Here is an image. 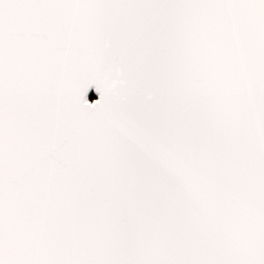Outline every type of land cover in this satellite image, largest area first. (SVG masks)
<instances>
[{"label": "snow or ice", "instance_id": "snow-or-ice-1", "mask_svg": "<svg viewBox=\"0 0 264 264\" xmlns=\"http://www.w3.org/2000/svg\"><path fill=\"white\" fill-rule=\"evenodd\" d=\"M0 264H264V0H0Z\"/></svg>", "mask_w": 264, "mask_h": 264}, {"label": "water", "instance_id": "water-1", "mask_svg": "<svg viewBox=\"0 0 264 264\" xmlns=\"http://www.w3.org/2000/svg\"><path fill=\"white\" fill-rule=\"evenodd\" d=\"M94 95V94H93Z\"/></svg>", "mask_w": 264, "mask_h": 264}]
</instances>
